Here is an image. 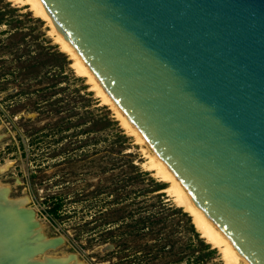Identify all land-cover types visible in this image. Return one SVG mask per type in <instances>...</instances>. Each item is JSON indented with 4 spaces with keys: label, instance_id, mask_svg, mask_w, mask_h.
I'll use <instances>...</instances> for the list:
<instances>
[{
    "label": "water",
    "instance_id": "1",
    "mask_svg": "<svg viewBox=\"0 0 264 264\" xmlns=\"http://www.w3.org/2000/svg\"><path fill=\"white\" fill-rule=\"evenodd\" d=\"M42 1L198 206L264 264V0ZM16 210L12 229H31Z\"/></svg>",
    "mask_w": 264,
    "mask_h": 264
},
{
    "label": "rangeland",
    "instance_id": "2",
    "mask_svg": "<svg viewBox=\"0 0 264 264\" xmlns=\"http://www.w3.org/2000/svg\"><path fill=\"white\" fill-rule=\"evenodd\" d=\"M15 5L0 0V167L6 165L0 169V192L6 195L0 213L4 207L28 209L34 224L19 232L15 244L41 242L21 247L18 264L27 258L26 264H188L185 256L176 262L171 250L152 245L154 235L132 240L129 234L127 223L156 207L157 192L180 206L166 191L169 183L145 166L144 149L155 154L153 149L137 141L115 108L75 71L47 21L28 5ZM19 111L34 115L19 116ZM131 161L164 186L147 190ZM54 204L59 205L55 213ZM14 215L0 218L23 222ZM174 220H164L165 231ZM55 237L59 242L46 246ZM107 242L114 246L102 250ZM215 248V258L224 264Z\"/></svg>",
    "mask_w": 264,
    "mask_h": 264
},
{
    "label": "bare ground",
    "instance_id": "3",
    "mask_svg": "<svg viewBox=\"0 0 264 264\" xmlns=\"http://www.w3.org/2000/svg\"><path fill=\"white\" fill-rule=\"evenodd\" d=\"M10 1L16 5H21V6H23L22 4L28 5L29 9L34 13V15L39 16L40 18L47 21V23L51 26V31L54 33L56 41L60 44L61 49L67 52L72 57L73 59L72 65L75 71L79 75H82L88 79V81L92 85L91 86L92 89L96 91L97 95L101 98L103 102L108 103L113 108H115L117 112L116 114L120 118L122 125L128 130V132H130L136 137L137 141L146 142L147 144H149L148 140L144 137V135L139 130V128L128 118V116L122 111V109L115 103V101L112 99L110 94L104 89L98 78L92 72L90 67L85 62V60L81 57V55L74 47V45L70 42L68 38H66L58 30L51 14L49 13L48 9L45 7L43 1L42 0H10ZM149 146L151 147L150 144ZM153 151L155 152V154H148V152L144 149V152L145 154H147L148 157L147 162H145V166L150 170H152L153 174H155L156 177H159L160 179L165 180L166 182L169 183L168 187L166 188V191L174 198L176 204L182 206L185 210L190 212V214L192 215L193 223L196 226V229L206 239V241H208L212 246H215L219 249L224 264H241L242 261L246 262L247 264H251L249 260H247V258H245V256L241 254L238 248L221 230V228L214 222V220H212L204 212V210H202V208L198 206L193 196L190 194V192L187 190L183 182L175 174L172 168L168 165V163L163 158H161L160 155L154 149ZM5 166L6 165L1 166L0 169H2ZM0 200L6 201V195L4 191L0 192ZM2 209H3L2 210L3 213L1 212L0 214H13L16 212V210L7 209L5 207ZM16 223H21V222L15 220L12 221V223L8 222L5 225L7 233L6 234L2 233L1 235L2 238L0 237V264H18L19 260L16 256L20 255V252L23 253V249L21 247L23 248L27 246L32 247L33 244L38 245L41 243L39 241V238L37 241H35L37 238L35 239L32 238L33 240L32 241L30 240V242L26 243L25 245L22 244L21 246V244L20 245L15 244V239L20 236L19 229L17 230L12 229L16 227L14 225ZM8 232L11 233L12 235H15V237H12L11 234L6 236L7 234H9ZM13 232H16V234H14ZM28 238L25 237V239ZM3 242H4V246H2ZM17 246H19L20 248L16 249ZM27 260H25V264L27 263ZM10 261L11 263H8ZM32 262L33 261H29V264ZM71 264H83V263L74 261Z\"/></svg>",
    "mask_w": 264,
    "mask_h": 264
},
{
    "label": "trees",
    "instance_id": "4",
    "mask_svg": "<svg viewBox=\"0 0 264 264\" xmlns=\"http://www.w3.org/2000/svg\"><path fill=\"white\" fill-rule=\"evenodd\" d=\"M129 163L136 169V173L146 180L149 186L147 190L164 186V183H158L151 176L146 175L148 173L146 170H139L134 162ZM156 197L158 198L156 207L143 209L137 220L127 223V226H131L129 230L131 239L154 235L155 241L152 245L157 246L158 250H171L174 255L171 260L176 262H180L185 256L188 264H200L201 261L207 260L210 264H221V261L215 258L216 248L211 247L209 242L200 236L190 214L182 210L181 206L174 205L170 199H166L164 191L157 192ZM58 207V204H54L50 207V211L55 213ZM168 217L175 220L170 226L171 230L165 231L168 225L164 223V220ZM144 243L146 244V241Z\"/></svg>",
    "mask_w": 264,
    "mask_h": 264
}]
</instances>
